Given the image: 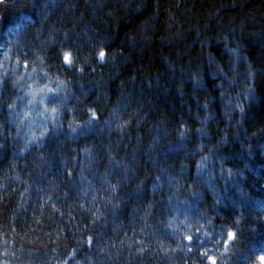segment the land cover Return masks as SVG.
I'll return each mask as SVG.
<instances>
[{
	"label": "trees",
	"instance_id": "1",
	"mask_svg": "<svg viewBox=\"0 0 264 264\" xmlns=\"http://www.w3.org/2000/svg\"><path fill=\"white\" fill-rule=\"evenodd\" d=\"M259 253L264 0H0V264Z\"/></svg>",
	"mask_w": 264,
	"mask_h": 264
},
{
	"label": "snow or ice",
	"instance_id": "2",
	"mask_svg": "<svg viewBox=\"0 0 264 264\" xmlns=\"http://www.w3.org/2000/svg\"><path fill=\"white\" fill-rule=\"evenodd\" d=\"M229 51L231 52L232 50L229 49ZM232 54L234 56H237L238 58H240L238 56V53L232 52ZM104 55H105L104 52H100V56L101 57H103ZM63 58H64V61L66 63L71 64L72 60H71V54L70 53H65ZM235 238H236L235 232H228V231H226L224 233L223 246L225 248H227V246L230 245ZM186 240L191 241L192 240V236L186 237ZM258 256H259V264H264V253H259ZM207 260L209 261V264H217V259L213 255H208L207 256Z\"/></svg>",
	"mask_w": 264,
	"mask_h": 264
},
{
	"label": "clouds",
	"instance_id": "3",
	"mask_svg": "<svg viewBox=\"0 0 264 264\" xmlns=\"http://www.w3.org/2000/svg\"><path fill=\"white\" fill-rule=\"evenodd\" d=\"M252 264H259V256L258 255L254 258V260L252 261Z\"/></svg>",
	"mask_w": 264,
	"mask_h": 264
}]
</instances>
